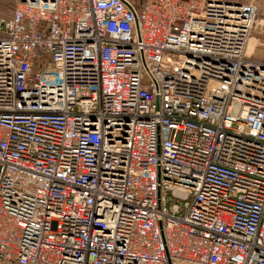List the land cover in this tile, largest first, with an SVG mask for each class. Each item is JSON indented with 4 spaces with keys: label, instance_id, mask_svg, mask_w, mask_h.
I'll return each instance as SVG.
<instances>
[{
    "label": "built area",
    "instance_id": "obj_1",
    "mask_svg": "<svg viewBox=\"0 0 264 264\" xmlns=\"http://www.w3.org/2000/svg\"><path fill=\"white\" fill-rule=\"evenodd\" d=\"M13 1L0 264H264L257 8Z\"/></svg>",
    "mask_w": 264,
    "mask_h": 264
},
{
    "label": "rangeland",
    "instance_id": "obj_2",
    "mask_svg": "<svg viewBox=\"0 0 264 264\" xmlns=\"http://www.w3.org/2000/svg\"><path fill=\"white\" fill-rule=\"evenodd\" d=\"M138 8L143 0H128ZM242 3H252L257 8L256 24L248 48L251 58L264 61V0H225ZM15 4L13 0H0V19L10 18L13 15Z\"/></svg>",
    "mask_w": 264,
    "mask_h": 264
},
{
    "label": "bare ground",
    "instance_id": "obj_3",
    "mask_svg": "<svg viewBox=\"0 0 264 264\" xmlns=\"http://www.w3.org/2000/svg\"><path fill=\"white\" fill-rule=\"evenodd\" d=\"M251 41V40H250ZM249 44H250V42H249ZM248 48H249V45H248ZM247 54H248V50H247ZM249 55V54H248Z\"/></svg>",
    "mask_w": 264,
    "mask_h": 264
}]
</instances>
